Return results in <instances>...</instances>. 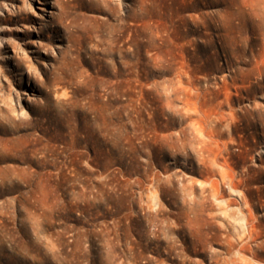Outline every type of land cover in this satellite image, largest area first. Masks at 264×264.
Segmentation results:
<instances>
[{
    "label": "rangeland",
    "instance_id": "374dc122",
    "mask_svg": "<svg viewBox=\"0 0 264 264\" xmlns=\"http://www.w3.org/2000/svg\"><path fill=\"white\" fill-rule=\"evenodd\" d=\"M229 1L0 0V264H264V17Z\"/></svg>",
    "mask_w": 264,
    "mask_h": 264
},
{
    "label": "bare ground",
    "instance_id": "6f19581e",
    "mask_svg": "<svg viewBox=\"0 0 264 264\" xmlns=\"http://www.w3.org/2000/svg\"><path fill=\"white\" fill-rule=\"evenodd\" d=\"M248 14L258 15L262 20L264 17V0H230L228 2L227 19L229 23L235 17L244 19Z\"/></svg>",
    "mask_w": 264,
    "mask_h": 264
}]
</instances>
